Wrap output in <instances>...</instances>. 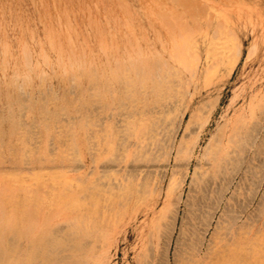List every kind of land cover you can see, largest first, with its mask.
I'll return each mask as SVG.
<instances>
[{
  "label": "rangeland",
  "instance_id": "1",
  "mask_svg": "<svg viewBox=\"0 0 264 264\" xmlns=\"http://www.w3.org/2000/svg\"><path fill=\"white\" fill-rule=\"evenodd\" d=\"M53 1L33 0L32 3L31 0H0V150H4L3 155L5 156L3 157L2 155L0 159V167H5L3 170L0 168V172L2 171L1 173L5 175L3 179L0 180V192L6 188L7 190L11 189L7 192V196H10L11 199H7L5 193L3 197H0L2 201L0 202L7 205L8 201H10V204L13 203L12 205H8L9 210L12 208L17 212L19 211L18 215L21 217V210L24 209L25 202L28 203L30 201V203H36L37 201H41L40 209L42 206L43 208L40 212V219L38 222L36 220V223H39L38 227L40 231L45 230L51 237L55 238L59 236L58 238L60 240H64L63 245L56 249H51L52 261L50 260L48 264H259V262L264 264V243H259V239L264 236V140H262V135H264V0H189L188 2L187 0H170V2H168L169 0H154L153 3L155 5H157L159 1L158 4L160 6L158 5L157 7L151 3L153 0ZM182 1L185 2L183 3ZM193 1L196 2V5H193L194 9L192 8V4H195ZM209 1H211V3ZM40 2H42V4ZM94 3L96 5H94ZM53 4H55V6H53ZM168 5L169 7L172 6L171 8H174V10H177H171ZM63 10H66V12H63ZM171 11L174 13L172 14ZM154 12L156 14H154ZM177 12L178 15L176 14ZM160 13L162 14L159 15ZM196 13L199 15L200 19L197 17ZM64 14H66V16ZM67 16H69V20L68 18L66 19ZM189 16H191L193 20L195 18L194 21L196 23L198 21V23L203 24L204 28L207 25H211V27H209L211 34L216 32L217 38L220 37L219 41L223 44L225 43L224 46L230 47V52L239 49L240 55L231 74L221 79L226 67V56L229 55V53H226V56L218 62L219 65L217 64V69L215 68L213 71V68H211L212 73H210L211 70H209L207 74L202 71L201 78L197 82L191 81L188 83V79L190 78L189 73L182 77L183 84H185L188 89L186 86L184 87L179 84L175 78L172 87H169L170 89L168 87L163 89L162 87L158 94H151V89H148L150 94L145 97L144 102L137 101L135 103L127 101L125 96L122 95L119 86L113 85L111 87L110 83L111 91H106L103 102L94 98L97 88H100L99 84H93L92 86L88 79L83 78V74L89 66L91 68L94 67V69L96 68L97 72L102 74L101 70L105 66L108 67V69L113 68L117 64V61L121 63L123 59V63L128 64L134 61V59H137V56L141 60L147 58L148 65H151L152 62L154 63L155 58H159L163 61L165 57H162L161 47L159 46L161 44L160 39L164 35H168V23L173 21L174 18L177 20L181 17L183 18L181 21L185 24L188 23V25L192 27L194 26V22ZM169 17H171V19L173 18V20L170 21ZM124 19H127L128 24L125 23ZM207 19L209 21H207ZM218 21H220V24L217 23ZM69 23L71 26L70 28ZM221 24L225 26H221ZM130 26L132 28L131 30ZM219 27L220 29L226 28L220 32ZM215 28L219 30H214ZM66 30L68 32H66ZM224 32L230 35L228 36L224 34ZM66 33L68 34L66 35ZM233 34L235 37H233ZM227 36L228 39H225ZM134 37L138 38V40L134 39ZM143 40L149 46L147 56L143 55ZM227 40L230 42L228 41L226 43L225 41ZM68 42L71 43L69 44ZM128 43L131 44V46H129ZM154 46L158 47V49H155ZM124 47L127 50H125ZM139 49L140 51H138ZM23 50L26 53H23ZM250 50L252 54L249 56ZM224 51H226V48ZM82 52L85 53L83 56ZM127 53L130 56H127ZM24 55L26 56V60L28 59V63ZM128 57L129 59L131 58L132 61H129ZM63 66H65L66 72H64ZM17 75L18 78H16ZM205 75L206 77L204 78ZM72 77L76 79H72ZM70 78L71 80H69ZM71 85H75L74 88L76 87V89L74 90ZM149 85H151V83ZM70 88L72 90H70ZM173 88H176L178 93L176 89ZM171 91L175 95L170 93ZM21 92H23V94ZM26 92L28 95H26ZM69 92L71 94H69ZM24 97L25 99H23ZM111 97H113V100ZM173 98H176V101ZM168 99L170 100L167 101ZM24 102L27 103V107ZM45 103L46 105H44ZM92 104H95L97 107ZM111 105L115 107L112 108ZM77 106L80 107L78 108ZM103 106L108 107L105 109ZM249 106L251 108H249ZM24 107H26L25 110ZM155 107L157 109H153ZM74 108L77 109L76 112L73 111ZM173 108L175 110H173ZM199 108L201 112H203L202 114L196 113ZM22 109L24 110L23 113ZM79 109H81V111ZM165 109L166 111H164ZM26 110L28 112H26ZM116 110L120 113L118 114ZM47 111L50 116L47 115ZM53 111L58 115L54 114L56 115L54 116ZM68 111L69 113H67ZM79 111L81 114L78 113ZM89 111H92V114ZM83 112L84 114H82ZM122 112L124 115H121ZM165 112L166 115H164ZM9 113L11 120L8 116ZM125 113L128 114L127 116L129 118ZM156 113L158 114L156 115ZM194 113H196L195 116L198 115V118L193 117L191 121L194 120V124L191 125L189 124L191 119L190 116ZM62 114L64 116H62ZM90 115H93L91 121H95V119L98 121L100 119L98 128L101 126L103 127L99 129L100 133L95 132V130L93 131L91 128L87 129L88 131L79 130L81 124L83 125V123L88 124L91 122L89 121ZM33 116L35 118H33ZM157 116L161 118H157ZM162 118L163 120H160ZM55 119L60 125L57 124ZM105 119L107 120L105 121ZM72 120L74 121L72 122L74 123L73 125L71 123ZM97 121L95 122L97 123ZM156 121L157 125L153 126ZM20 122L23 124H20ZM65 123L72 125L71 128H69L67 124L65 125ZM105 123L107 124L105 125ZM13 124L16 129L21 126L18 130L22 128L26 129L29 132L25 135L26 137L19 132H14V137L10 139L9 136ZM45 124H48V126ZM128 124L130 125L128 126ZM27 125L28 127H26ZM132 126L135 127L133 128ZM55 127L58 128L56 129ZM130 127L134 130L131 129L132 131L130 132L129 130L128 133ZM188 127L191 130L187 129ZM232 127H234V129ZM36 128L38 131H36ZM54 128L56 129L55 131ZM123 128H126L124 132ZM136 128L138 131H136ZM149 128L151 130H149ZM103 129H108L109 131L102 133L101 131ZM69 130L71 132H69ZM163 130H165V132ZM64 131H66V134ZM89 131H93L94 133ZM125 131L128 133L127 135ZM133 131L137 132V135L134 134ZM151 131H153V133ZM235 131L237 135H235ZM120 132L124 133V135ZM166 132L168 133L167 135ZM33 133L35 134L33 135ZM54 133L56 134L54 135ZM86 134L87 136H85ZM52 136L53 139H51ZM108 136H113L111 137L113 140L111 138L108 140ZM126 136H129V138L127 139ZM150 136L152 138H149ZM247 136L250 137L248 138ZM72 137L74 138L73 144ZM98 137L101 138L100 141ZM142 137H146V139ZM188 137L190 138L188 139ZM222 137L223 139H221ZM34 138L36 140L40 139V141H36ZM85 138L89 142H87ZM63 139H65L66 142ZM104 139L105 141H103ZM135 139L137 142H135ZM234 139L239 141L236 142ZM130 140L132 143H130ZM148 140L150 141L148 142ZM219 140L222 141L220 142ZM24 141H27V143ZM109 141L110 143H108ZM124 141L125 144L123 143ZM143 141L144 144L142 143ZM211 141H215L216 146H219L218 148L221 147L219 150L215 146L212 153L219 152V154H222L224 150L229 153V155H227L229 158L226 156L227 158L225 161L229 160L230 162L228 161L226 164L218 162L219 164H224V167L221 168V172H219L218 163L215 165L210 157L212 154L209 153L206 155L207 153H205V149ZM182 142L185 143L182 148L185 152L182 151L179 153L178 151H180L179 148ZM118 143H120L121 148ZM122 143L125 145L126 150L132 147L131 151L128 150L126 152V150L123 149L124 145ZM147 143L148 146H146ZM48 144L50 145L48 146ZM98 144L100 145L97 146ZM115 144H117V146ZM234 144H237V146H233ZM6 145H9V148H6ZM88 146L90 149H88ZM91 147H94V149H91ZM101 147L103 149H101ZM262 147L263 149L261 150ZM62 148L65 151H63ZM96 148L103 150L105 154ZM163 148L164 150H162ZM245 148L248 149L246 150ZM34 149L38 151L36 152ZM97 150L101 152V154L98 153ZM113 150L114 153H111ZM258 150L260 153L257 152ZM75 151L80 154H76ZM186 151L188 152L187 154ZM129 152H131L130 156H132L130 158L128 156ZM133 152L134 154H132ZM146 152L149 154L146 155ZM163 152H167L169 155L166 154V156ZM238 152H241L242 155L241 153L238 154ZM244 153H246V155ZM144 154L147 158L145 156L143 157ZM62 155H65V158ZM123 155H127V158ZM243 155H245V157ZM72 156H75V161ZM77 158L81 161H78L79 159L77 160ZM124 158L125 160L123 161ZM186 158H188V160ZM106 159L107 161H105ZM115 160H120V163H117ZM147 160L149 161L147 162ZM23 161L25 165H23ZM91 162L92 165L93 163L95 164L92 166ZM121 162L124 165H122ZM127 163L129 165H126ZM26 164L30 165L27 166ZM48 166L50 167L48 168ZM54 166H57V168L55 169ZM68 166L72 169L70 170ZM233 166L235 167L234 170H232L234 168ZM79 167H81V169H79ZM124 167H126V169ZM200 167L203 168L201 169ZM30 168L33 169L31 170ZM135 168L137 170H135ZM12 169L15 171L12 172ZM38 169L42 173H38ZM54 169L56 171L58 170L57 173L60 177H58L57 173H54ZM97 169L99 171H96ZM226 169L228 171L227 173H225ZM47 170L48 173L46 174L45 172H47ZM59 170L61 174L65 172V177L61 176ZM135 171H137V173ZM120 172L123 174H120ZM2 174H0V176ZM54 174H56V176ZM88 174H90L91 177H86V175L90 176ZM120 175H122V177ZM194 175L198 177V184L196 185H194L196 182H193L195 181L193 180L195 179ZM146 176L147 178L150 177V180H148ZM92 177L93 179H90ZM81 178L83 180H81ZM106 178L108 179L105 180ZM174 178L176 180H174ZM136 179L137 181H133ZM75 180H78L77 183ZM79 180L82 181V183ZM84 180L86 181L84 182ZM114 180L117 181L115 182ZM90 181H93L92 184ZM143 181H147V183ZM176 182L179 184L177 185ZM46 183L50 185L48 186ZM131 183L132 185H130ZM79 185L82 188H79ZM143 185L145 188L142 189ZM95 186L96 188H94ZM106 186L110 188L107 189ZM112 187L113 190L111 189ZM41 188H43V191ZM97 188H101L98 190V193L94 190H97ZM146 188L147 190H145ZM103 189H106L107 193ZM149 189L150 191H148ZM4 190L1 192L0 196L7 191ZM29 190L31 191L28 193ZM56 190H60L59 193L61 194L57 193L58 191ZM107 190H111L109 195ZM159 190L161 191L160 195L157 193V191L160 192ZM39 191L42 193L43 200L36 199L35 197ZM63 192L66 198H64V194H62ZM72 192L75 193L73 196ZM83 192H86L87 195L85 193L82 195ZM119 193H122L121 197ZM83 197L85 200H82ZM96 199L100 200L97 205L95 203L97 202ZM169 204L170 206H168ZM117 205L118 207L121 206L118 208ZM57 206L61 207L60 209L63 211H55L58 209ZM103 206L105 207L103 208ZM130 207L132 208L130 209ZM52 209L54 211H52ZM164 210L166 211L164 212ZM7 211L8 209L6 207V213ZM56 212L59 213L57 214ZM50 213H56V215L54 214L55 217L52 215L54 217L52 218V222H50V218L52 217ZM42 214H46V216L44 215L41 217ZM62 220L63 222H61ZM69 220H71L72 223L76 221L75 225H72ZM64 221H67L65 224L68 223V225H64ZM87 221L90 222L87 223ZM83 223L85 224L83 225ZM45 225H47V227ZM77 225H79V227H76ZM56 229L61 231L57 232ZM73 230L74 232H72ZM99 230L102 231L99 233ZM53 231L55 232L53 233ZM251 232L253 234H251ZM55 233H58V235ZM73 236H75V238ZM72 237L74 239H71ZM9 238H11V241L14 240L16 242H14L16 247L15 259H19L24 264L26 253L31 249L30 240L27 238ZM255 241L258 242L259 245ZM11 245L13 247V242ZM73 246L75 247L73 248ZM260 250L263 251L260 252Z\"/></svg>",
  "mask_w": 264,
  "mask_h": 264
},
{
  "label": "bare ground",
  "instance_id": "2",
  "mask_svg": "<svg viewBox=\"0 0 264 264\" xmlns=\"http://www.w3.org/2000/svg\"><path fill=\"white\" fill-rule=\"evenodd\" d=\"M33 0H31V2H32ZM53 1V0H52ZM61 1V0H60ZM59 1V2H60ZM78 1V0H77ZM123 1V0H122ZM173 1V0H172ZM177 1V0H176ZM189 0H187V2H188ZM54 2V1H53ZM52 2V3H53ZM150 2V1H149ZM154 0L153 1H151V3L153 4V5H155L154 3ZM168 2H170V0L168 1ZM183 3L185 2V1H182ZM195 1H193V3H194ZM198 2V1H197ZM210 3H211V1H209ZM33 3V2H32ZM41 4H42V2H40ZM156 3H157V1H156ZM158 3H159V1H158ZM157 3V5H155V7H157L159 4ZM166 3V2H165ZM164 3V4H165ZM179 3V2H178ZM182 3V4H183ZM94 5H96L95 3H94ZM151 5V4H150ZM162 5V4H161ZM167 5V4H166ZM190 5V4H189ZM193 5H196V2H195V4H192V6ZM53 6H55V4H53ZM86 6H87V4H86ZM160 6V5H159ZM164 6V5H163ZM181 6V5H180ZM191 6V7H192ZM201 6V5H200ZM119 7H120V5H119ZM154 7V6H153ZM168 7H169V5H168ZM172 6H170L169 8H171ZM184 7V6H183ZM186 7V6H185ZM197 7V6H196ZM55 8V7H54ZM163 8V7H162ZM166 8V7H165ZM193 9H194V6L192 7ZM205 8V7H204ZM151 9H152V7H151ZM167 9V8H166ZM165 9V10H166ZM174 10V8H171V10ZM186 9H188V8H186ZM196 9V8H195ZM198 9V8H197ZM206 9V8H205ZM207 9H209V8H207ZM96 10H98V9H96ZM154 10H155V8H154ZM153 10V11H154ZM157 11H159L158 9H156ZM168 10V9H167ZM177 10V9H176ZM176 10H174V11H176ZM189 10V9H188ZM202 10H203V8H202ZM169 11V10H168ZM197 11V10H196ZM207 11V10H206ZM63 12H66V10H63ZM91 12V11H90ZM99 12V11H98ZM156 12V11H155ZM154 12V14H156V13H158V12H156L155 13ZM163 12V11H162ZM172 12V11H171ZM126 13H127V11H126ZM174 12H172V14H173ZM186 13V12H185ZM192 13V12H191ZM191 13H190V15H191ZM195 13V12H194ZM200 13H202V12H200ZM162 13H160L159 15H161ZM171 14V15H172ZM177 15H178V12L176 13ZM197 14V13H196ZM203 14V13H202ZM207 14V13H206ZM212 14V13H211ZM65 16H66V14H64ZM123 15V14H122ZM151 15H153V14H151ZM170 15V14H169ZM208 15H209V13H208ZM175 16V15H174ZM183 16V15H182ZM87 17H88V15H87ZM86 17V18H87ZM123 17V16H122ZM158 17V16H157ZM191 16H189V18H190ZM196 17V16H195ZM197 17H199V15L197 14ZM203 17V16H202ZM68 18V20H69V16H67L66 17V19ZM160 18V17H159ZM184 18H185V16H184ZM169 19H170V21L171 20H173V18L171 19V17H169ZM179 19V18H178ZM176 20L175 18H174V20L173 21H171L170 23H168V35H164L161 39H160V46L159 47H161V55H162V57H165L164 58V60L163 61H161L159 58H155L153 61H154V63L152 62L151 63V65L149 64L148 65V61H147V58L146 59H139V57L137 56V59H134V61H132L131 60V58L129 59V57H128V59H129V61H132V62H130V63H123L124 62V59H123V61L121 62V63H118V61H117V64L115 65V63H114V67L113 68H110V69H108V67H104L101 71H102V74H100V73H98L97 72V69L95 68L94 69V67H90L89 66V68L88 69H86L85 70V72H84V74H83V78H85V79H88V81L91 83V85L93 86V84H99V89L97 88V91H96V93H95V95H94V98L95 99H98L99 101H102L103 102V97H104V99H105V96H106V91L107 90H109V91H111V87L113 86V85H118L119 86V88L121 89V91H122V95L123 96H125V99L127 100V101H130V102H144V99H145V97L147 96V95H149L150 93L151 94H154V93H157L158 94V92H160V90H161V88L163 87V89L166 87H172V84H173V82H175L174 80H175V78H176V80H177V82L179 83V84H181L182 86H186L185 84H183V78L182 77H184V76H186L187 75V73H189L190 75V78L188 79V83L189 82H194V81H198L200 78H201V74H202V71L203 72H205L206 74H207V72H209V70H211L210 71V73H212V69L211 68H213V71H214V69L216 68V66H218L219 64H218V62L220 61V60H222L223 59V57H225L226 56V53H229V55H227L226 56V58H227V62H226V67H225V70H224V72H223V75L221 76V79H224L227 75H229V74H231L232 73V71H233V69H234V67H235V65H236V63H237V61H238V57H239V55H240V51H239V49H236L237 51H235V50H233V51H231L230 52V47H226V46H224V44L223 43H221L220 41H219V38H217V36H216V32H213L212 34H211V32L209 31V27H211V25H207V26H205V28H204V26H203V24H201V23H198V21H197V23L194 21L195 20V18H194V20H193V18L191 17V19H192V21L196 24H194L193 23V25L194 26H192V27H190L189 25H188V23L187 24H185L183 21H181L183 18H181L180 17V19L179 20ZM199 19H200V17H199ZM212 19H213V17H212ZM88 20V19H87ZM125 20V19H124ZM162 20H163V18H162ZM176 20V21H175ZM67 21V20H66ZM164 21H166V20H164ZM207 21H209L208 19H207ZM207 21H206V23H207ZM212 21V20H211ZM221 21V20H220ZM220 21H218L217 23H219L220 24ZM89 22H90V20H89ZM99 22V21H98ZM125 23H127L128 24V22H127V19L125 20ZM1 24V23H0ZM67 24H68V22H67ZM72 24V23H71ZM90 24V23H89ZM107 24V23H106ZM212 24V23H211ZM61 25V24H60ZM221 26H225V25H222L221 24ZM71 26H70V23H69V28H70ZM107 27H108V25H107ZM128 27V26H127ZM167 27V26H166ZM217 27H218V25H217ZM60 28V27H59ZM226 28V27H225ZM224 28V29H225ZM65 29H67V28H65ZM132 28H131V26H130V30H131ZM166 29V28H165ZM217 28H215L214 30H216ZM219 29H220V27H219ZM219 29H217V30H219ZM224 29H220V32H221V30H224ZM71 30V29H70ZM96 30V29H95ZM109 30H110V28H109ZM128 30H129V27H128ZM66 32H68L67 30H66ZM166 32H167V30H166ZM228 32V31H227ZM133 33V32H132ZM217 33H218V31H217ZM68 33H66V35H67ZM221 34H223V33H221ZM220 34V35H221ZM224 34H226L225 32H224ZM219 35V36H220ZM226 35H230V34H226ZM234 35V34H233ZM69 36H71V35H69ZM68 36V37H69ZM228 36H227V38H225V37H223V38H225V39H228ZM67 37V38H68ZM115 37V36H114ZM233 37H235V35L233 36ZM221 38H222V36H221ZM71 39V38H70ZM134 39H137L138 40V38H136V37H134ZM235 39V38H234ZM233 39V40H234ZM136 40V41H137ZM223 40V39H222ZM71 41V40H70ZM229 40H227V41H225L226 43L228 42ZM138 42V41H137ZM230 42V41H229ZM69 44L71 43V42H68ZM130 43V42H129ZM128 43V45L129 46H131V44H129ZM72 44H73V42H72ZM234 44V43H233ZM74 45V44H73ZM142 46H143V55L144 56H147V51L149 50V46L146 44V42L143 40V43H142ZM131 48V47H130ZM154 48L155 49H158V47H156V46H154ZM225 48H226V51H224L225 50ZM227 48H229V49H227ZM23 49V48H22ZM75 49V48H74ZM124 49H125V47H124ZM137 49H138V47H137ZM232 49V48H231ZM105 50V49H104ZM125 50H127V49H125ZM71 51H72V49H71ZM84 51V50H83ZM138 51H140V49L138 50ZM30 52V51H29ZM62 52V51H61ZM149 52V51H148ZM23 53H26V52H24V50H23ZM31 53V52H30ZM73 53V52H72ZM134 53V52H133ZM136 53V52H135ZM83 54H85L84 52H82V56H83ZM104 54V53H103ZM139 54V53H138ZM252 54V51L250 50V52H249V56ZM93 55H96V54H93ZM105 55V54H104ZM129 54L127 53V56H128ZM160 55V54H159ZM25 56V55H24ZM73 56H74V54H73ZM84 56H86V55H84ZM130 56V55H129ZM143 56V57H144ZM78 57V56H77ZM160 57V56H159ZM25 58V60H26V56L24 57ZM31 57L29 56V59H30ZM83 58V57H82ZM106 58V57H105ZM151 58H154V57H151ZM74 59V58H73ZM150 59V58H149ZM28 60V59H27ZM26 60V61H27ZM31 60V59H30ZM46 60V59H45ZM128 61V62H129ZM44 62V61H43ZM26 63V62H25ZM27 63H28V61H27ZM61 64H62V61H61ZM218 64V65H217ZM47 65V64H46ZM71 65V64H70ZM25 66H27V65H25ZM215 66V67H214ZM29 67V66H28ZM64 67V72H66L65 71V66H63ZM72 67V66H71ZM51 68V67H50ZM29 69V68H28ZM217 69V68H216ZM74 73V72H73ZM64 74H66V73H64ZM71 74V73H70ZM209 74V73H208ZM73 75V74H72ZM211 76V75H210ZM206 77V75L204 76V78ZM212 77V76H211ZM16 78H18V75L16 76ZM45 78V77H44ZM74 77H72V79H73ZM74 79H76V78H74ZM40 80V79H39ZM69 80H71V78L69 79ZM68 80V81H69ZM16 81V80H15ZM42 81V80H41ZM73 81V80H72ZM80 81V80H79ZM186 82V81H185ZM69 83V82H68ZM110 83H111V87H110ZM151 83V85H149ZM22 84H23V82H22ZM72 84H74V83H72ZM175 84V83H174ZM78 85H80V84H78ZM73 88H74V86L75 85H71ZM70 86V87H71ZM90 86V85H89ZM179 86V85H178ZM182 86H181V88H182ZM105 87V88H104ZM187 87V86H186ZM195 87V86H194ZM88 88H90V87H88ZM88 88H87V90H88ZM94 88H96V87H94ZM196 88V87H195ZM76 89V87L74 88V90ZM106 89V90H105ZM148 89H151V92L149 93L148 92ZM170 89V88H169ZM173 89H176V88H173ZM187 89H188V87H187ZM50 90H51V88H50ZM70 90H72L71 88H70ZM93 90V89H92ZM91 90V91H92ZM96 90V89H95ZM181 90V89H180ZM193 90V89H192ZM90 91V92H91ZM176 91H177V89H176ZM71 92V91H70ZM69 92V94H71ZM78 92V91H77ZM94 92V91H93ZM140 92H141V94H140ZM22 94H23V92H21ZM74 93H76V92H74ZM92 93V92H91ZM162 93V92H161ZM170 93H172L173 94V92L171 91ZM175 93V92H174ZM177 93H178V91H177ZM185 93V92H184ZM77 94V93H76ZM76 94H75V96H76ZM113 94H115V93H113ZM26 95H28V93L26 92ZM74 95V94H73ZM84 95V94H83ZM89 95V94H88ZM110 95V94H109ZM171 95V94H170ZM173 95H175V94H173ZM177 95V94H176ZM160 96V95H159ZM162 96H165V95H162ZM167 96V95H166ZM169 96V95H168ZM172 96V95H171ZM29 97V96H28ZM43 97H44V95H43ZM92 97V96H91ZM176 97V96H175ZM256 97V96H255ZM260 97H262V96H260ZM33 98V97H32ZM42 98V97H41ZM73 98V97H72ZM78 98V97H77ZM112 98V100H113V97H111ZM167 98H169V97H167ZM23 99H25V97L23 98ZM75 99V98H74ZM79 99V98H78ZM155 99V98H154ZM174 99V98H173ZM255 99V98H254ZM253 99V100H254ZM26 100H27V98H26ZM26 100H22V101H26ZM80 100V99H79ZM90 100H92V99H90ZM111 100V101H112ZM164 100V99H163ZM170 99H168L167 101H169ZM175 101H176V98L174 99ZM253 100H252V102H253ZM52 101V100H51ZM65 101V100H64ZM93 101H94V99H93ZM121 101H123V100H121ZM158 101V100H157ZM31 102V101H30ZM43 102H45V101H43ZM178 102V101H177ZM176 102V103H177ZM21 103V102H20ZM25 103V102H24ZM118 103H119V101H118ZM122 103V102H121ZM169 103H171V102H169ZM183 103V102H182ZM263 103H264V101H263ZM23 104V103H22ZM26 104V107H27V103H25ZM25 104H23V105H25ZM78 104H79V102H78ZM172 104H173V102H172ZM21 105V104H20ZM29 105V104H28ZM44 105H46V103L44 104ZM61 105V104H60ZM71 105H73V104H71ZM77 105V104H76ZM92 105H94L95 106V104H92ZM105 105V104H104ZM181 105H183V104H181ZM264 105V104H263ZM39 106H40V104H39ZM80 106H82V105H80ZM80 106H77L78 108L80 107ZM87 106V105H86ZM93 106V107H94ZM102 106V105H101ZM106 106V105H105ZM120 106V105H119ZM118 106V107H119ZM127 106V105H126ZM135 106V105H134ZM155 106V105H154ZM153 106V107H154ZM162 106V105H161ZM179 106V105H178ZM26 107H24V110L26 109ZM42 107V106H41ZM44 107V106H43ZM76 107V108H77ZM95 107H97V106H95ZM104 107V106H103ZM108 107V106H107ZM107 107H104L105 109L107 108ZM111 107H112V105H111ZM115 106H113L112 108H114ZM165 107V106H164ZM173 107V106H172ZM253 107V106H252ZM31 108V107H30ZM45 108H46V106H45ZM45 108H43V109H45ZM63 108V107H62ZM61 108V109H62ZM76 108H74V112H76L77 111V109ZM87 108V107H86ZM100 108V107H99ZM98 108V109H99ZM112 108H111V111H112ZM128 108V107H127ZM171 108V107H170ZM202 108V107H201ZM249 108H251L250 106H249ZM49 109V108H48ZM65 109V108H64ZM76 109V110H75ZM119 109V108H118ZM117 109V110H118ZM124 109V108H123ZM151 109H152V107H151ZM153 109H157L156 107L155 108H153ZM172 109V108H171ZM178 109V108H177ZM10 110V109H9ZM8 110V111H9ZM23 110V109H22ZM24 110L22 111V113L24 112ZM39 110V109H38ZM80 111H81V109H79ZM87 110H88V108H87ZM86 110V111H87ZM116 110V111H117ZM133 110V109H132ZM146 110V109H145ZM173 110H175L174 108H173ZM184 110H185V108H184ZM11 111V110H10ZM30 111V110H29ZM51 111V110H50ZM80 111L78 112V113H80ZM94 111V110H93ZM102 111H104V110H102ZM121 111H122V109H121ZM150 111V110H149ZM158 111H159V109H158ZM164 111H166V109L164 110ZM201 112V110H200V108L196 111V113L198 114H202L203 112ZM250 111V110H249ZM26 112H28L27 110H26ZM25 112V113H26ZM45 112H46V110H45ZM54 112V111H53ZM52 112V113H53ZM90 112V111H89ZM92 112V111H91ZM90 112V113H91ZM118 112V111H117ZM138 112V111H137ZM146 112V111H145ZM144 112V113H145ZM157 112V111H156ZM170 112H171V110H170ZM241 112V111H240ZM254 112V111H253ZM11 113V112H10ZM10 113H9V119L11 118L10 117ZM50 113V112H49ZM67 113H69V111L67 112ZM120 112H118V114H119ZM143 113V114H144ZM159 113H161V112H159ZM164 113V112H163ZM196 113H194L192 116H190L191 117V119H190V121H189V124H191V125H193L194 123V120L193 121H191L192 120V118L194 117V118H196L197 116H195L196 115ZM21 114V113H20ZM54 114H57L56 112H54L53 113V115ZM64 114V113H63ZM62 114V116H64ZM81 114V113H80ZM82 114H84V112L82 113ZM92 114V113H91ZM110 114V113H109ZM126 114V113H125ZM137 114V113H136ZM158 113H156V115H157ZM162 114V113H161ZM160 114V115H161ZM45 115H46V113H45ZM47 115H49L48 114V111H47ZM58 115V114H57ZM61 115V114H60ZM89 115V114H88ZM121 115H124L123 114V112L121 113ZM128 114H126V116H127ZM147 115V114H146ZM150 115V114H149ZM164 115H166V112H165V114ZM239 115H240V113H239ZM238 115V116H239ZM249 115H250V113H249ZM24 116H25V114H24ZM50 116V115H49ZM54 116H56V115H54ZM93 116V115H92ZM91 115H90V120L89 121H91L92 119H91V117H92ZM126 116H125V118H126ZM152 116H154V115H152ZM151 116V117H152ZM176 116L178 117V115L176 114ZM260 116V115H259ZM26 117V116H25ZM24 117V118H25ZM96 117V116H95ZM128 117V116H127ZM134 117V116H133ZM141 117H145V116H141ZM148 117V116H147ZM160 117V116H159ZM158 116H157V118H159ZM242 117H243V115H242ZM251 117H252V115H251ZM250 117V118H251ZM22 118V117H21ZM33 118H35L34 116H33ZM45 118H46V116H45ZM58 118V117H57ZM82 118V117H81ZM97 119H99L98 117H96ZM129 118V117H128ZM132 118V117H131ZM161 118V117H160ZM164 118V117H163ZM163 118L162 119H160V120H163ZM198 118V117H197ZM235 118H237V117H235ZM47 119V118H46ZM65 119V118H64ZM66 119H67V117H66ZM87 119V118H86ZM134 119V118H133ZM139 119V118H138ZM145 119V118H144ZM153 119H155V118H153ZM243 119V118H242ZM247 119V118H246ZM245 119V120H246ZM11 120V119H10ZM58 120V119H57ZM79 120V119H78ZM88 120H86V121H88ZM107 119H105V121H106ZM125 120V119H124ZM140 120V119H139ZM146 120V119H145ZM197 120V119H196ZM199 120V119H198ZM3 121V120H2ZM18 121V120H17ZM25 121V120H24ZM54 121V120H53ZM55 121H56V119H55ZM64 121V120H63ZM81 121V120H80ZM95 121H97L96 119H95ZM95 121H91L90 123H88V124H86V123H83V125L81 124V126H79L78 128H79V130H87V129H89V128H91V129H93V131L95 130V132H99V129L100 128H103L102 126L100 127V128H98L99 127V125H98V122L100 121V119L97 121V123L95 122ZM108 121H110V120H108ZM147 121V120H146ZM145 121V122H146ZM172 121H173V118H172ZM236 121V120H235ZM4 122V121H3ZM12 122V121H11ZM47 122V121H46ZM45 122V123H46ZM57 122V121H56ZM62 122V121H61ZM67 122V121H66ZM72 122H74L73 120L71 121V123ZM85 122V121H84ZM128 122V121H127ZM142 122H144V121H142ZM22 122H20V124H21ZM34 123V122H33ZM59 122H57V124H58ZM78 123H80V122H78ZM113 123H115V122H113ZM129 123H132V122H129ZM170 123V122H169ZM12 124V123H11ZM23 124V123H22ZM32 124V123H31ZM68 125L69 126V128H71V126L74 124V123H72V125H69L68 123H65V125ZM107 123H105V125H106ZM117 124V123H116ZM196 124V123H195ZM233 124L235 125V122L233 121ZM237 124V123H236ZM261 124V123H260ZM26 125V124H25ZM29 125V124H28ZM28 125L26 126V127H28ZM33 125V124H32ZM46 125V124H45ZM51 125V124H50ZM56 125V124H55ZM58 125H60V124H58ZM80 125V124H79ZM87 125V126H86ZM118 125V124H117ZM123 125V124H122ZM130 124H128V126H129ZM144 125V124H143ZM143 125H141V126H143ZM157 125V121L156 122H154V124H153V126H156ZM161 125H162V123H161ZM161 125H159L160 127H162ZM175 125V124H174ZM190 125V126H191ZM199 125H200V123H199ZM24 126V125H23ZM38 126V125H37ZM46 126H48V124L46 125ZM45 126V127H46ZM78 126V125H77ZM110 126V125H109ZM201 126V125H200ZM236 126V125H235ZM263 126V125H262ZM21 127V126H20ZM20 127H18V129H20ZM29 127H31V126H29ZM62 127V126H61ZM76 127V126H75ZM108 127V126H107ZM120 127H122V126H120ZM126 127H127V125H126ZM133 127V126H132ZM132 127H130V129H128V133H129V130H130V132L132 131V130H134V129H132ZM135 127V126H134ZM133 127V128H134ZM170 127H172V126H170ZM240 127V126H239ZM243 127V126H242ZM56 128V127H55ZM54 128V131L58 128H56L55 129ZM66 128H67V126H66ZM68 128V129H69ZM98 128V129H97ZM116 128H118V127H116ZM139 128V127H138ZM145 128V127H144ZM147 128V127H146ZM151 128H152V126H151ZM154 128H156V127H154ZM223 128V127H222ZM233 129H234V127H232ZM232 128H231V130H232ZM18 129H16V127H15V125L13 124V126L11 127V131H10V139H12V137H14V132H19V133H21L23 136H25L26 134H28L29 132L26 130V129H21V130H18ZM27 129H29V128H27ZM34 129V128H33ZM119 129V128H118ZM124 129L126 130V128H123V132H124ZM132 129V130H131ZM148 129V128H147ZM162 129V128H161ZM166 129H167V127H166ZM165 129V130H166ZM187 129H189V130H191L189 127L187 128ZM236 129H237V126H236ZM240 129V128H239ZM17 130V131H16ZM46 130V129H45ZM72 130V129H71ZM74 130V129H73ZM120 130H122V129H120ZM146 130V129H145ZM149 130H151L150 128H149ZM156 130V129H155ZM165 130H163L164 132H165ZM252 130V129H251ZM7 131V130H6ZM35 131V130H34ZM36 131H38V129L36 128ZM53 131V130H52ZM88 131V130H87ZM92 131V132H93ZM101 131V130H100ZM108 132L109 130L108 129H103L101 132L103 133V132ZM136 131H138V129L136 128ZM221 131V130H220ZM255 131V130H254ZM61 132V131H60ZM59 132V133H60ZM65 132V134H66V131H64ZM69 132H71L70 130H69ZM72 132H75V131H72ZM86 132V131H85ZM89 132H91V131H89ZM91 132V133H92ZM134 132V134H136L137 135V132H135V131H133ZM143 132V131H142ZM152 133H153V131H151ZM158 132V131H157ZM161 132V131H160ZM167 132H169V131H167ZM166 132V135L168 134ZM191 132V131H190ZM223 132V131H222ZM222 132H221V134H222ZM231 132V131H230ZM233 132H234V130H233ZM239 132V131H238ZM251 132V131H250ZM250 132H249V134H250ZM260 132V131H259ZM2 133V132H1ZM32 133V132H31ZM61 133H63V132H61ZM60 133V134H61ZM87 133V132H86ZM94 133V132H93ZM100 133V132H99ZM121 133V132H120ZM125 133H126V135L128 134L126 131H125ZM138 133H140V132H138ZM144 133V132H143ZM146 133V132H145ZM232 133V132H231ZM252 133V132H251ZM35 133H33V135H34ZM49 134V133H48ZM56 133H54V135H55ZM69 134V133H68ZM90 134V133H89ZM105 134V133H104ZM121 134H123L124 135V133H121ZM185 134V133H184ZM195 134V133H194ZM253 134V133H252ZM251 134V135H252ZM22 135H20V136H22ZM37 135V134H36ZM69 135H71V134H69ZM75 135V134H74ZM92 135V134H91ZM109 135V134H108ZM118 135H120V134H118ZM122 135V136H123ZM132 135V134H131ZM140 135V134H139ZM138 135V136H139ZM224 135V134H223ZM235 135H237V132L235 131ZM67 136V135H66ZM65 136V137H66ZM85 136H87V134L85 135ZM90 136V135H89ZM88 136V137H89ZM94 136V135H93ZM162 136V135H161ZM168 136H170V135H168ZM234 136V135H233ZM263 136V138H264V135H262ZM26 137V136H25ZM65 137H63V138H65ZM88 137H87V139H88ZM96 137V136H95ZM105 137H106V135H105ZM111 137H113V136H111ZM111 137H109L108 136V140H109V138H111ZM116 137V136H115ZM127 137V136H126ZM133 137V136H132ZM136 137V136H135ZM141 137V136H140ZM196 137V136H195ZM236 137V136H235ZM239 137V136H238ZM248 138L250 137V136H247ZM29 138H30V136H29ZM73 138V137H72ZM90 138V137H89ZM99 138V137H98ZM124 138H125V136H124ZM129 138V136L127 137V139ZM130 138H131V136H130ZM137 138V137H136ZM142 138H144V137H142ZM149 138H152L151 136L149 137ZM153 138H154V135H153ZM190 137H188V139H189ZM233 138V137H232ZM253 138V137H252ZM257 138V137H256ZM255 138V139H256ZM262 138V140H264ZM8 139V138H7ZM33 139V138H32ZM35 139V138H34ZM51 139H53V136H52V138ZM71 139V138H70ZM70 139H68V140H70ZM97 139V138H96ZM100 139L101 138H99V141H100ZM112 139V138H111ZM118 139H120V138H118ZM117 139V140H118ZM144 139H146V137L144 138ZM186 139V138H185ZM194 139V138H193ZM196 139V138H195ZM221 139H223V137L221 138ZM231 139V138H230ZM229 139V140H230ZM27 140H28V138H27ZM36 140V139H35ZM38 140V139H37ZM36 140V141H37ZM58 140V139H57ZM60 140H62V139H60ZM59 140V141H60ZM65 142H66V140L65 139H63ZM85 140H86V138H85ZM113 140V139H112ZM123 140V139H122ZM138 140V139H137ZM169 140V139H168ZM228 140V139H227ZM232 140V139H231ZM235 141H236V139H234ZM251 140V139H250ZM1 141H2V139H1ZM38 141H40V139L38 140ZM53 141V140H52ZM87 142H89L88 140H86ZM103 141H105V139L103 140ZM107 141V140H106ZM126 141H128V140H126ZM131 141V140H130ZM150 140H148V142H149ZM195 141V140H194ZM220 142L222 141V140H219ZM234 141V142H235ZM237 141H239V140H237ZM236 141V142H237ZM255 141V140H254ZM25 143H27V141H24ZM34 142V141H33ZM32 142V143H33ZM49 142H50V140H49ZM58 142V141H57ZM96 142V141H95ZM98 142V141H97ZM135 142H137L136 141V139H135ZM141 142V141H140ZM147 142V141H146ZM145 142V143H146ZM152 142V141H151ZM154 142H156V141H154ZM167 142V141H166ZM180 142V141H179ZM188 142V141H187ZM217 142H218V140H217ZM228 142V141H227ZM231 142V141H230ZM232 142H233V140H232ZM231 142V143H232ZM261 142V141H260ZM51 144H52V142H50ZM74 143V138H73V141H72V144ZM102 143V142H101ZM100 143V144H101ZM105 143V142H104ZM108 143H110V141L108 142ZM124 144H125V141L123 142ZM122 143V144H123ZM130 143H132V141L130 142ZM134 143V142H133ZM143 144H144V141L142 142ZM141 143V144H142ZM189 143V142H188ZM230 143V144H231ZM250 143V142H249ZM264 143V142H263ZM24 144V143H23ZM64 144V143H63ZM100 144H98L97 146H99ZM113 144V143H112ZM119 145H120V143H118ZM123 144V145H124ZM127 144V143H126ZM129 144V143H128ZM157 144V143H156ZM164 144V143H163ZM168 144V143H167ZM185 143L184 142H182L181 143V146H180V148H179V150L180 151H178V149H177V151L180 153V152H182V151H184V150H182V148L184 147L183 145H184ZM190 144V143H189ZM217 144H219V143H217ZM221 144V143H220ZM242 144V143H241ZM243 144H244V142H243ZM242 144V145H243ZM1 145H2V142H1ZM39 145V144H38ZM50 144H48V146H49ZM89 145V144H88ZM93 145V144H92ZM96 145V144H95ZM102 145V144H101ZM106 145V144H105ZM104 145V146H105ZM108 145V144H107ZM116 146H117V144H115ZM134 145H135V143H134ZM138 145V144H137ZM140 145V144H139ZM151 145H152V143H151ZM158 145V144H157ZM173 145V144H172ZM179 145H180V143H179ZM229 145V144H228ZM245 145V144H244ZM262 145V144H261ZM260 145V146H261ZM264 145V144H263ZM262 145V146H263ZM52 146V145H51ZM79 146V145H78ZM109 146V145H108ZM115 146V147H116ZM141 146V145H140ZM143 146V145H142ZM146 146H148V143L146 144ZM153 146V145H152ZM151 146V147H152ZM156 146V145H155ZM164 146V145H163ZM162 146V147H163ZM168 146V145H167ZM193 146H194V143H193ZM216 146V142L215 141H211V142H209V145L206 147V149H205V153H207L206 155H208L209 153L210 154H212V155H210V157L212 158V160H213V162L215 163V165L219 162V163H224V164H226V163H228V161L229 160H227V161H225L226 160V158L228 157L227 155H229V153H228V151H225L224 150V152H222V154H219V152L217 153V152H214V153H212V151L214 150V147ZM221 146V145H220ZM233 146H237V144L235 145H233ZM241 146V145H240ZM36 147H38V146H36ZM36 147H34V148H36ZM54 147H57V146H54ZM74 147V146H73ZM112 147V146H111ZM135 147V146H134ZM133 147V148H134ZM179 147V146H178ZM185 147H186V145H185ZM188 147V146H187ZM217 147V146H216ZM219 147V146H218ZM217 147V148H218ZM228 147H230V146H228ZM259 147V146H258ZM257 147V148H258ZM6 148H9V145H6ZM23 148H25V147H23ZM22 148V149H23ZM31 148H32V146H31ZM104 148H106V147H104ZM120 148H121V145H120ZM138 148V147H137ZM147 148V147H146ZM221 148V147H220ZM220 148H218L219 150H220ZM233 148V147H232ZM256 148V149H257ZM54 149V148H53ZM88 149H90L89 148V146H88ZM91 149H94V147L92 148L91 147ZM96 149H99V148H96ZM101 149H103L102 147H101ZM101 149H99V150H101ZM115 149H119V148H115ZM123 149H125V145H124V147H123ZM128 150H130L131 151V149H132V147H131V149H129V148H127ZM140 149V148H139ZM138 149V150H139ZM143 149V148H142ZM141 149V150H142ZM167 149V148H166ZM188 149V148H187ZM191 149V148H190ZM217 149V150H218ZM228 149V148H227ZM246 150L248 149V148H245ZM255 149V150H256ZM263 149V147L261 148V150ZM10 150V149H9ZM34 150H36V152L38 151L37 149H34ZM62 150H63V148H62ZM126 150V149H125ZM128 150H126V152L128 151ZM134 150H135V148H134ZM156 150V149H155ZM160 150V149H159ZM162 150H164V148L162 149ZM170 150V149H169ZM216 150V149H215ZM235 150V149H234ZM259 150H260V148H259ZM259 150L257 151V152H259ZM27 151V150H26ZM55 151V150H54ZM56 151H57V148H56ZM55 151V152H56ZM60 151H61V147H60ZM63 151H65V150H63ZM90 151V150H89ZM98 151V150H97ZM102 152H103V150H101ZM120 151V150H119ZM161 151V150H160ZM188 151V150H187ZM186 151V154L188 153ZM192 151V150H191ZM190 151V152H191ZM236 151V150H235ZM234 151V152H235ZM23 152V151H22ZM34 152V151H33ZM32 152V153H33ZM35 152V153H36ZM50 152H51V148H50ZM94 152V151H93ZM106 152V151H105ZM115 152H117V151H115ZM121 152V151H120ZM123 152V151H122ZM135 152V151H134ZM134 152L132 153V154H134ZM139 152V151H138ZM142 152H143V150H142ZM185 152V151H184ZM229 152H230V149H229ZM3 153H4V150L2 149V151L0 150V159L2 158V155H3ZM72 153V152H71ZM75 153H76V151H75ZM78 153V152H77ZM76 153V154H77ZM91 153H92V151H91ZM95 153V152H94ZM93 153V154H94ZM98 153H100L101 154V152H99L98 151ZM104 153V152H103ZM107 153H108V149H107ZM111 153H114V150H113V152H111ZM130 153L131 152H129V158L130 157H132V156H130ZM140 153V152H139ZM164 153V152H163ZM170 153H171V150H170ZM221 153V152H220ZM241 153V152H240ZM239 152H238V154H240ZM260 153V152H259ZM49 154H52V153H49ZM78 154H80V153H78ZM92 154V155H93ZM105 154V153H104ZM147 154H149V153H147L146 152V155ZM165 155L167 154V155H169V153H164ZM183 154H185V153H183ZM230 154H231V152H230ZM232 154H233V152H232ZM245 155H246V153H244ZM256 154V153H255ZM22 155V154H21ZM24 155V154H23ZM26 155V154H25ZM42 155H43V153H42ZM83 155V154H82ZM95 155V154H94ZM93 155V156H94ZM98 155V154H97ZM109 155V154H108ZM113 155V154H112ZM136 155V154H135ZM146 155L144 154L143 155V157L145 156L146 157ZM166 155V156H167ZM205 155V154H204ZM241 155H242V153H241ZM245 155H243L244 157H245ZM261 155V154H260ZM263 155V154H262ZM50 156V155H49ZM48 156V157H49ZM63 156V155H62ZM65 156V155H64ZM63 156V157H64ZM81 156V155H80ZM96 156V155H95ZM101 156V155H100ZM114 156V155H113ZM123 156H126V158H127V155H123ZM142 156V155H141ZM227 156V157H226ZM234 156V155H233ZM3 157H5L4 155H3ZM41 157V156H40ZM52 157H53V155H52ZM72 157H74V161H75V156H72ZM71 157V158H72ZM111 157V156H110ZM118 157V156H117ZM116 157V158H117ZM119 157H121V156H119ZM177 157V156H176ZM178 157H179V155H178ZM209 157V158H210ZM222 157H223V159H222ZM251 157V156H250ZM26 158H27V156H26ZM49 158H51V157H49ZM65 158V157H64ZM79 158H81V157H79ZM79 158H77V160L79 159ZM97 158V157H96ZM100 158V157H99ZM122 158V157H121ZM147 158V157H146ZM146 158H143V159H146ZM167 158V157H166ZM229 158V157H228ZM231 158V157H230ZM251 158H253V157H251ZM20 159H21V157H20ZM29 159V158H28ZM55 159V158H54ZM73 159V158H72ZM158 159H159V157H158ZM165 159V158H164ZM176 159V158H175ZM178 159V158H177ZM187 160H188V158H186ZM205 159H207V158H205ZM10 160V159H9ZM27 160V159H26ZM30 160V159H29ZM28 160V161H29ZM42 160V159H41ZM44 160V159H43ZM49 160H51V159H49ZM53 160V159H52ZM68 160V159H67ZM82 160H83V158H82ZM111 160H113V159H111ZM118 160V159H117ZM117 160H115V161H117ZM125 160V158L123 159V161ZM157 160V159H156ZM211 160V161H212ZM236 160H237V158H236ZM1 161V160H0ZM69 161V160H68ZM72 161V160H71ZM78 161H81L80 159L78 160ZM78 161H76V162H78ZM97 161V160H96ZM105 161H107V159L105 160ZM120 161V160H119ZM119 161H117V163L119 162ZM149 160H147V162H148ZM180 161H182V160H180ZM204 161V160H203ZM252 161V160H251ZM51 162H53V161H51ZM60 162V161H59ZM93 162V161H92ZM92 162H91V165H92ZM103 162V161H102ZM101 162V163H102ZM112 162V161H111ZM128 162V161H127ZM199 162V161H198ZM208 162H209V160H208ZM207 162V163H208ZM230 162V161H229ZM30 163V162H29ZM120 163V162H119ZM125 163V162H124ZM218 163V165H219V172H221V168L222 167H224V164H219ZM235 163H237V162H235ZM41 164V163H40ZM95 163H93V165H94ZM121 164L122 165H124L122 162H121ZM205 164V163H204ZM234 164V163H233ZM2 165V164H1ZM23 165H25L24 164V161H23ZM27 165V164H26ZM30 165V164H29ZM29 165H27V166H29ZM42 165V164H41ZM92 165V166H93ZM121 165V166H122ZM126 165H129L128 163L126 164ZM201 165V164H200ZM230 165V164H229ZM235 165V164H234ZM238 165H239V162H238ZM237 165V166H238ZM62 166H64V165H62ZM66 166V165H65ZM70 166V165H69ZM68 166V167H69ZM108 166V165H107ZM132 166V165H131ZM227 166V165H226ZM23 167V166H22ZM25 167V166H24ZM44 167V166H43ZM43 167H42V169H43ZM47 167V166H46ZM50 166H48V168H49ZM53 167V166H52ZM55 167V166H54ZM73 167V166H72ZM77 167V166H76ZM105 167V166H104ZM110 167V166H109ZM230 167V166H229ZM234 167V166H233ZM0 168H2V167H0ZM5 167H3L2 168V170L4 169ZM21 168V167H20ZM19 168V169H20ZM57 168V166L55 167V169ZM59 168H60V166H59ZM62 168V167H61ZM64 169H67V168H65V167H63ZM116 168V167H115ZM125 169H126V167H124ZM201 169L203 168V167H200ZM215 168V167H214ZM228 168V167H227ZM231 168V167H230ZM249 168V167H248ZM23 169V168H22ZM25 169H26V167H25ZM31 170L33 169V168H30ZM36 169V168H35ZM44 169H47V168H44ZM54 169V173H57V171ZM69 169L71 170L72 168H70L69 167ZM74 169V168H73ZM79 169H81V167H79ZM117 169H118V167H117ZM235 169V167L232 169V170H234ZM236 169H238V168H236ZM1 170V169H0ZM13 170V169H12ZM24 170V169H23ZM52 170V169H51ZM95 170V169H94ZM135 170H137L136 168H135ZM198 170V169H197ZM230 170V169H229ZM231 170V171H232ZM15 170H13L12 172H14ZM21 171V170H20ZM34 171V170H33ZM65 171V170H64ZM63 171V172H64ZM78 171V170H77ZM96 171H99L98 169L96 170ZM125 171V170H124ZM127 171H128V168H127ZM201 171H203V170H201ZM2 172V171H1ZM0 172V174H2ZM18 172H19V170H18ZM23 172V171H22ZM29 172V171H28ZM31 172V171H30ZM37 172V171H36ZM45 172V171H44ZM50 172V171H49ZM59 172H60V170H59ZM113 172V171H112ZM136 173H137V171H135ZM197 172V171H196ZM195 172V173H196ZM199 172V171H198ZM205 172V171H204ZM216 172V171H215ZM228 171H227V169H226V172L225 173H227ZM230 172V171H229ZM235 172V171H234ZM259 172V171H258ZM7 173V172H6ZM8 173H10V172H8ZM21 173V172H20ZM38 173H42V172H40V170L38 169ZM46 174L48 173V170H47V172H45ZM115 173V172H114ZM122 172H120V174H121ZM181 173V172H180ZM200 173V172H199ZM203 173V172H202ZM216 173H218V172H216ZM18 174V173H17ZM33 174V173H32ZM60 174H61V172H60ZM94 174V173H93ZM97 174V173H96ZM123 174V173H122ZM205 174V173H204ZM204 174H202V175H204ZM229 174V173H228ZM52 175V174H51ZM55 176H56V174H54ZM57 175H58V173H57ZM66 175H67V173H66ZM88 175H90V174H88ZM95 175V174H94ZM115 175V174H114ZM113 175V176H114ZM178 175V174H177ZM196 175H197V173H196ZM196 175H194V178L195 179H193V180H195V181H193V182H196V183H194V185H196V184H198L197 182H198V177H196ZM227 175V174H226ZM5 175L4 174H2L1 176H0V180H2L3 179V177H4ZM30 176H34V175H30ZM61 176L63 177H65V172L63 173V174H61ZM118 176V175H117ZM121 177H122V175H120ZM124 176H125V172H124ZM175 176V175H174ZM58 177H60L59 175H58ZM71 177V176H70ZM78 177V176H77ZM80 177H82V176H80ZM86 177H91V175L90 176H87L86 175ZM97 177V176H96ZM104 177H106V176H104ZM109 177V176H108ZM111 177V176H110ZM120 177V178H121ZM127 177V176H126ZM129 177V176H128ZM137 177V176H136ZM180 177H181V175H180ZM179 177V178H180ZM258 177V176H257ZM69 178V177H68ZM76 178V177H75ZM79 178V177H78ZM112 178V177H111ZM118 178V177H117ZM124 178V177H123ZM146 178H147V176H146ZM173 178V177H172ZM176 178V177H175ZM174 178V180H176ZM178 178V177H177ZM49 179V178H48ZM71 179V178H70ZM69 179V180H70ZM90 179H93V177L92 178H90ZM108 178H106L105 180H107ZM122 179V178H121ZM127 179V178H126ZM138 179H139V177H138ZM148 180H150V177L149 178H147ZM183 179V178H182ZM72 180V179H71ZM74 180V179H73ZM81 180H83L82 178H81ZM87 180V179H86ZM86 180H84V182L86 181ZM103 180H104V178H103ZM109 180H111V179H109ZM118 180H120V179H118ZM132 180V179H131ZM145 180V179H144ZM173 180V181H174ZM180 180V179H179ZM179 180H178V182H179ZM201 180V179H200ZM78 181V180H77ZM77 181L75 180V182L77 183ZM80 181V180H79ZM94 181V180H93ZM92 181V182H93ZM96 181V180H95ZM115 182L117 181V180H114ZM133 181H137V179L136 180H133ZM140 181V180H139ZM246 181V180H245ZM251 181V180H250ZM60 182V181H59ZM81 183H82V181H80ZM83 182V183H84ZM91 182V181H90ZM92 182H91V184H92ZM99 182V181H98ZM103 182V181H102ZM110 182V181H109ZM115 182H113V183H115ZM144 183L146 182L147 183V181H143ZM97 183V182H96ZM121 183H123V182H121ZM129 183V182H128ZM134 183V182H133ZM171 183H173V182H171ZM40 184V183H39ZM59 184V183H58ZM61 184H63V183H61ZM69 184H71V183H69ZM74 184V183H73ZM72 184V185H73ZM90 184V183H89ZM108 184V183H107ZM106 184V185H107ZM112 184V183H111ZM119 184V183H118ZM176 184H177V182H176ZM179 184V183H178ZM177 184V185H178ZM41 185V184H40ZM46 185H50V184H47L46 183ZM64 185V184H63ZM101 185V184H100ZM113 185V184H112ZM120 185V184H119ZM130 185H132V183L130 184ZM48 186H47V188H48ZM76 186H77V184H76ZM90 186V185H89ZM92 186V185H91ZM114 186V185H113ZM122 186V185H121ZM137 186H138V184H137ZM145 186H146V184H145ZM145 186L143 185V187H142V189L143 188H145ZM199 186V185H198ZM2 187V186H1ZM41 187V186H40ZM39 187V188H40ZM51 187V186H50ZM68 187H70V186H68ZM84 187H86V186H84ZM126 187V186H125ZM133 187V186H132ZM139 187V186H138ZM3 188H4V186H3ZM26 188V187H25ZM38 188V189H39ZM53 188V187H52ZM79 188H82V187H80V185H79ZM90 188H92V187H90ZM94 188H96V186L94 187ZM106 188H107V186H106ZM108 188H110V187H108ZM107 188V189H108ZM117 188H119V187H117ZM140 188V187H139ZM139 188H137V189H139ZM43 188H41V190H42ZM58 189H59V187H58ZM88 189V188H87ZM101 189V188H100ZM100 189H98L97 188V190L96 189H94L95 191H97V193H98V190H100ZM112 190H113V187L111 188ZM121 189V188H120ZM124 189H126V188H124ZM130 189V188H129ZM133 189V188H132ZM136 189V190H137ZM142 189H140V190H142ZM173 189V188H172ZM4 190V189H3ZM3 190L1 191V192H3ZM5 190H7V188L5 189ZM4 190V191H5ZM11 190V189H10ZM10 190H7L6 192H4V193H2V195L0 196V197H3V195L5 194V197L7 196V192H9ZM22 190V189H21ZM25 190V189H24ZM35 190V189H34ZM80 190H82V189H80ZM104 190V189H103ZM102 190V191H103ZM115 190H116V187H115ZM123 190V189H122ZM145 190H147V188L145 189ZM161 190H162V187H161ZM222 190V189H221ZM221 190H220V192H221ZM225 190H226V188H225ZM26 191H27V189H26ZM31 190H29L28 191V193L30 192ZM33 191V190H32ZM36 191V190H35ZM34 191V192H35ZM43 191V190H42ZM56 191H58V190H56ZM60 191V190H59ZM59 191L57 192V193H59ZM62 191H64V190H62ZM71 191H74V190H71ZM70 191V192H71ZM105 192H106V189L104 190ZM103 191V192H104ZM109 193H108V195L110 194V191L109 190H107ZM127 191V190H126ZM132 191V190H131ZM130 191V192H131ZM148 191H150V189L148 190ZM152 191V190H151ZM160 191V190H159ZM1 192H0V194H1ZM33 192V193H34ZM123 192V191H122ZM129 192V191H128ZM140 192H142V191H140ZM144 192V191H143ZM13 193V192H12ZM32 193V194H33ZM44 193H45V191H44ZM73 194H72V196L75 194L74 192H72ZM86 194V192H83L82 193V195L83 194ZM107 193V192H106ZM114 193V192H113ZM112 193V194H113ZM124 193V192H123ZM157 193H159L158 195H160V193H161V191L160 192H158L157 191ZM222 193V192H221ZM59 194H61V193H59ZM62 194H64V192L62 193ZM78 194V193H77ZM100 194V193H99ZM102 194V193H101ZM120 194V193H119ZM122 194V193H121ZM121 194H120V197H121ZM126 194V193H125ZM149 194V193H148ZM13 195H14V193H13ZM37 196H35L36 197V199H44L43 198V196H42V193H40V191H39V193L37 192V194H36ZM44 195V194H43ZM45 195H47V194H45ZM58 195V194H57ZM82 195H80V196H82ZM87 195V194H86ZM89 195V194H88ZM98 195V194H97ZM96 195V196H97ZM103 195V194H102ZM106 195V194H105ZM104 195V196H105ZM128 195H130V194H128ZM146 195V194H145ZM12 196V195H11ZM70 196V195H69ZM79 196V195H78ZM77 196V197H78ZM90 196V195H89ZM132 196V195H131ZM149 196V195H148ZM57 197H59V196H57ZM71 197V196H70ZM125 197V196H124ZM123 197V198H124ZM135 197V196H134ZM8 198H10V196H7V199ZM64 198H66L65 197V194H64ZM91 198V197H90ZM97 198V197H96ZM106 198H107V196H106ZM105 198V199H106ZM114 198H115V196H114ZM11 199V198H10ZM68 199V198H67ZM84 199V197L82 198V200ZM87 199V198H86ZM100 199V198H99ZM97 200V202H95L96 203V205H97V203H99V201L101 200ZM119 199V198H118ZM5 200V199H4ZM3 200V201H4ZM55 200V199H54ZM78 200V199H77ZM79 200H81V199H79ZM85 200V199H84ZM114 200V199H113ZM120 200V199H119ZM125 200V199H124ZM123 200V201H124ZM1 201V200H0ZM6 201V200H5ZM29 201V200H28ZM121 201V200H120ZM122 201V202H123ZM2 202V201H1ZM0 202V203H1ZM45 202H47V201H45ZM59 202H60V200H59ZM66 202V201H65ZM74 202V201H73ZM78 202V201H77ZM80 202V201H79ZM83 202V201H82ZM94 202H92V203H94ZM117 202H119V201H117ZM121 202V203H122ZM128 202H129V200H128ZM26 204H25V207H24V209H22L21 210V212H22V216L21 217H19V215H18V213H19V211L17 212L16 210H14V209H12L11 208V210H9V206L8 205H12L13 203H11L10 204V201H8V205L7 204H3V203H1L0 204V264H23V262L22 261H20L19 259H15V253H16V247H15V245H14V240L13 241H11V238H9V237H13L14 239H21V238H27V239H29L30 241V245H31V249H29L28 251H27V253H26V256H25V261H24V264H48V262L51 260L52 261V254H51V249L53 248V249H56V248H58L59 246H61V245H63V243H64V240H60L58 237L59 236H56L55 238L54 237H51L50 235H48V232H46L45 230H42V231H40V229H39V227H38V224L36 223V220H37V222H38V220L40 219V212L42 211V208H43V206H42V208L40 209V206H41V201L40 202H31L30 203V201L27 203V202H25ZM44 203V202H43ZM75 203V202H74ZM81 203V202H80ZM104 203V202H103ZM166 203V202H165ZM168 203V202H167ZM58 204H60V203H58ZM76 204V203H75ZM105 204H106V202H105ZM118 204V203H117ZM138 204V203H137ZM87 205V204H86ZM98 205H100V204H98ZM109 205H110V203H109ZM109 205H108V208H109ZM124 205V204H123ZM166 205V204H165ZM70 206H71V204H70ZM93 206H95V205H93ZM93 206H92V208H93ZM113 206H114V204H113ZM121 206V205H120ZM119 206V207H120ZM126 206V205H125ZM124 206V207H125ZM131 206H133V205H131ZM140 206V205H139ZM163 206V205H162ZM168 206H170V204L168 205ZM6 207H7V209H8V211H7V213H6ZM58 207V206H57ZM77 207V206H76ZM105 206H103V208H104ZM107 207V206H106ZM117 207H118V205H117ZM118 207V208H119ZM165 207V206H164ZM163 207V208H164ZM264 207V206H263ZM45 208H47V207H45ZM61 207H58V209L57 210H55V211H63V210H61L60 209ZM96 208V207H95ZM132 207H130V209H131ZM56 209V208H55ZM71 209V208H70ZM69 209V210H70ZM112 209V208H111ZM114 209V208H113ZM166 209V208H165ZM101 210V209H100ZM166 210H168V209H166ZM166 210H164V212L166 211ZM1 211H3V212H1ZM52 211H54L53 209H52ZM66 211V210H65ZM126 211V210H125ZM77 212V211H76ZM116 212V211H115ZM57 213V212H56ZM56 213H50L51 215L50 216H52V215H56ZM59 213V212H58ZM57 213V214H58ZM126 213V212H125ZM264 213V212H263ZM118 214V213H117ZM46 216V214H42V216L41 217H43V216ZM55 215H54V217H55ZM53 216L50 218V222H52V218H54ZM95 218V217H94ZM78 219L80 220V218H79V216H78ZM96 219V218H95ZM101 219V218H100ZM108 220V219H107ZM106 220V221H107ZM94 221V220H93ZM103 221H104V219H103ZM105 221V222H106ZM114 221H116V220H114ZM47 222H49V221H47ZM46 222V224L48 225V223ZM49 222V223H50ZM61 222H63V220L61 221ZM67 221H64V225H68V223L67 224H65ZM69 222H71L72 223V221L71 220H69ZM82 222V221H81ZM88 222H90V221H87V223ZM55 223V222H54ZM75 223H76V221H75ZM75 223H72V225H75ZM94 223V222H93ZM56 224V223H55ZM60 224V223H59ZM85 223H83V225H84ZM92 224V223H91ZM42 225H43V223H42ZM47 225H45L46 227H47ZM62 225V224H61ZM81 225V224H80ZM94 225V224H93ZM154 225V224H153ZM63 226V225H62ZM95 226V225H94ZM76 227H79V225H77ZM88 227V226H87ZM99 227V226H98ZM255 227V226H254ZM64 228V227H63ZM86 228V227H85ZM256 228V227H255ZM70 229V228H69ZM242 229H244V228H242ZM241 229V230H242ZM263 229V228H262ZM262 229H261V231H262ZM96 230H97V228H96ZM95 230V231H96ZM249 230V229H248ZM56 231L58 232H60L61 230H57L56 229ZM102 230H99V233L101 232ZM50 232V231H49ZM55 231H53V233H54ZM63 232V231H62ZM61 232V233H62ZM72 232H74V230L72 231ZM263 232V231H262ZM87 233V232H86ZM106 233V232H105ZM105 233H104V235H105ZM250 233V232H249ZM261 233V232H260ZM56 235H58V233H55ZM71 234V233H70ZM88 234V233H87ZM251 234H253L252 232H251ZM263 234H264V232H263ZM59 235H60V233H59ZM69 235V234H68ZM255 235H258V234H255ZM63 236H64V234H63ZM67 236V235H66ZM62 237V236H61ZM71 237V236H70ZM74 238H75V236H73ZM71 238V239H74V238ZM78 237V236H77ZM80 237V236H79ZM82 237H83V235H82ZM99 237V236H98ZM262 237V236H261ZM64 238V237H63ZM252 238H254V237H252ZM256 238V237H255ZM253 240V239H252ZM249 241H251V240H249ZM13 242V247H12V245H11V243ZM28 242V243H29ZM68 242V241H67ZM256 242V241H255ZM16 243V242H15ZM66 243V242H65ZM248 243H250V242H248ZM256 243H258V242H256ZM259 243H264V236L261 238V239H259ZM259 243H258V245H259ZM82 244V243H81ZM107 244V243H106ZM247 246H248V244H247ZM75 246H73V248H74ZM261 247V246H260ZM249 248H251V247H249ZM250 250V249H249ZM54 251V250H53ZM52 251V252H53ZM261 251H263V250H260V252ZM59 252V251H58ZM57 252V253H58ZM258 252V251H257ZM257 252H255V253H257ZM259 252V253H260ZM60 253V252H59ZM233 253V252H232ZM236 253V252H235ZM255 253H252V254H254V255H256ZM238 254H239V252H238ZM233 255V254H232ZM54 256H56V255H54ZM58 256V255H57ZM261 256V255H260ZM263 257V256H262ZM229 258H231V257H229ZM249 258V257H248ZM234 259V258H233ZM250 259V258H249ZM252 260H254L253 258H251ZM57 260V259H56ZM229 260H231V259H229ZM259 260V259H258ZM143 261V260H142ZM238 261V260H237ZM264 261V260H263ZM186 263V262H185ZM217 264V263H216ZM259 264H261L260 262H259Z\"/></svg>",
  "mask_w": 264,
  "mask_h": 264
}]
</instances>
